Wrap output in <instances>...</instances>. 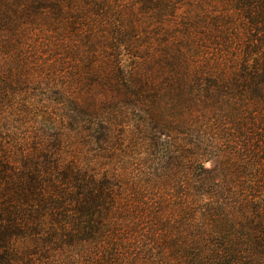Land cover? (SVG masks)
Returning a JSON list of instances; mask_svg holds the SVG:
<instances>
[{
  "label": "trees",
  "instance_id": "16d2710c",
  "mask_svg": "<svg viewBox=\"0 0 264 264\" xmlns=\"http://www.w3.org/2000/svg\"><path fill=\"white\" fill-rule=\"evenodd\" d=\"M187 1L0 0V264H264V0Z\"/></svg>",
  "mask_w": 264,
  "mask_h": 264
},
{
  "label": "rangeland",
  "instance_id": "374dc122",
  "mask_svg": "<svg viewBox=\"0 0 264 264\" xmlns=\"http://www.w3.org/2000/svg\"><path fill=\"white\" fill-rule=\"evenodd\" d=\"M185 2V1H183ZM183 4H186V6H179V9L175 12V14H173V16H170V17H167L164 21V23H162V27L161 28H158L155 30L156 33H158L159 35L156 36V37H153L152 36V29L148 28L145 30V33H148V35H145L144 39H148L150 38L149 40V47H153V48H156L157 47V42L155 40L157 39H160V40H164L165 42L167 41V43H174L177 39L181 38L182 34L186 33V30L187 29H184L183 28V21H182V16L184 13H187L190 15V17L194 20V26H197L195 23L197 22L195 19L198 17V16H201V12L200 10L203 8L202 11H207L208 6L205 7L203 6L204 4L201 3V0H189L187 1V3H183ZM187 5H189L190 7H188ZM164 16L167 15V13H164L163 14ZM206 26L205 30H201V29H197V27H195V29L193 30V24L189 23L190 25V30H191V34H193L194 38L191 40V43H190V49H191V54L189 55H192V52L193 50H196L194 49V46H207L209 48H212L213 51H207V52H204L203 54H199L197 51H195V56L196 55H199V57L197 58V60H195L196 64L201 66V65H205L206 63L208 64H212V62H214L215 58H217V60H220V59H223V60H228L227 56H221V55H215L214 53V46L216 45L217 47H219V45L221 44L220 41H215L213 42L212 40V37H217V36H220L219 33H215V32H212V34L210 33L211 31V28L209 26L206 25V22L204 23ZM208 28V29H207ZM46 29V28H45ZM207 29V30H206ZM31 30H35V29H31ZM37 34V36H35L34 39H36L37 42H39L41 44V35L42 33H39L37 31H33ZM64 36L67 38L66 40V48L67 49H72L74 52L75 50L72 48V43L70 41V39L72 38V35H71V31L69 28L66 29V31L64 32ZM150 33V35H149ZM164 33L167 34L166 35H163ZM201 34V35H200ZM201 36H204L208 41L207 43H201L202 42V37ZM44 39H46V36L44 37ZM43 45V44H42ZM44 45H46V43H44ZM41 46V45H40ZM147 46V45H145ZM150 47V48H151ZM43 53L46 54V49L45 51H42ZM31 57V55H30ZM203 57V58H202ZM101 57L97 56V59H96V62H99ZM30 70H29V74L31 76V74H33V76L35 77V79H38V78H42V79H45L46 80V75L41 77V76H38L36 75V71L34 70L35 68V61H33L32 59H30ZM72 63H69L68 65L70 66ZM45 73H46V70H45ZM38 82V81H37ZM36 82V83H37ZM45 85H46V81L43 82ZM45 89L44 92H46V86L43 87ZM94 95H95V100L97 101L98 100V103L99 104H102V103H107L110 107H112L114 105V103L112 102V100L108 99L107 101L106 100H103L104 96H101V95H97L96 96V90L94 91ZM101 100V101H99ZM97 103V104H98ZM79 154H81L85 159H89V158H92L93 156H95V154L92 152V155L88 153V150L87 149H83L82 151L79 150L78 152Z\"/></svg>",
  "mask_w": 264,
  "mask_h": 264
}]
</instances>
